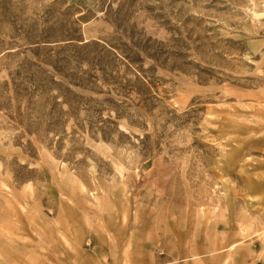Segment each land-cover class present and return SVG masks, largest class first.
Instances as JSON below:
<instances>
[{
	"label": "rangeland",
	"instance_id": "rangeland-1",
	"mask_svg": "<svg viewBox=\"0 0 264 264\" xmlns=\"http://www.w3.org/2000/svg\"><path fill=\"white\" fill-rule=\"evenodd\" d=\"M0 264H264V0H0Z\"/></svg>",
	"mask_w": 264,
	"mask_h": 264
},
{
	"label": "bare ground",
	"instance_id": "bare-ground-1",
	"mask_svg": "<svg viewBox=\"0 0 264 264\" xmlns=\"http://www.w3.org/2000/svg\"><path fill=\"white\" fill-rule=\"evenodd\" d=\"M64 169H65L64 171H65V172H67V170H66V169H67V167H66V165H65V164H64Z\"/></svg>",
	"mask_w": 264,
	"mask_h": 264
}]
</instances>
